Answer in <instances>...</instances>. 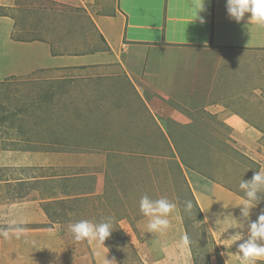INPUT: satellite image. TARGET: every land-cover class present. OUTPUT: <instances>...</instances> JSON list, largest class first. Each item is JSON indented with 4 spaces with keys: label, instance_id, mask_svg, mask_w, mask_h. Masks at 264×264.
<instances>
[{
    "label": "crops",
    "instance_id": "crops-1",
    "mask_svg": "<svg viewBox=\"0 0 264 264\" xmlns=\"http://www.w3.org/2000/svg\"><path fill=\"white\" fill-rule=\"evenodd\" d=\"M196 3L204 4L198 18ZM226 4L227 0H0V38H10L6 43L11 45L12 36H19V81L29 74L39 80L43 76L37 75L38 69L58 74L50 86L33 90V95L44 92L48 99L53 97L41 112L46 118L19 124L34 145L33 131L46 129L47 139L44 133L39 136L43 149L19 151V177L6 160L14 151L1 152L0 229L20 226L24 234L20 239L0 237V264H61L62 225L50 221L44 204L54 210L80 199L83 205L112 191L114 184L108 180L123 170L121 163L132 154L129 148H144L135 159L148 160L155 157L154 151L163 150L166 138L164 143L154 134L161 142H153V130H172L170 124L181 129L191 124L189 115L201 113L234 132L251 124L259 128L242 114H258L256 103L264 94L258 84L264 83L259 64L264 26L250 23V13L235 21ZM3 54L0 51V57ZM6 56L0 62L2 74L13 62L12 54ZM141 131L149 132L142 145L136 137ZM15 185L21 190L19 197L10 194ZM44 188L50 198L44 199ZM203 204L209 208V203ZM97 243H89L90 250L102 264L96 249L99 254L104 251Z\"/></svg>",
    "mask_w": 264,
    "mask_h": 264
},
{
    "label": "rangeland",
    "instance_id": "rangeland-1",
    "mask_svg": "<svg viewBox=\"0 0 264 264\" xmlns=\"http://www.w3.org/2000/svg\"><path fill=\"white\" fill-rule=\"evenodd\" d=\"M7 40L11 41L10 38H4V41L0 38V51L4 53L0 62L11 54L13 62H9L11 64L3 74L0 72V156L3 155L1 152L14 151L9 153L6 160L11 162L8 166L17 168L19 177V161L15 159L19 151L33 149V146L42 150V137L39 136L44 133L47 139L43 127L38 130L41 133L32 130V138L37 136L38 142L35 139V145L32 141L28 142L26 135L20 132L22 128L19 129V124L24 125L26 121H34L38 117L46 118V113L41 112L46 110L50 101H54L53 97L48 99L44 92L33 95V90L35 86L39 90L50 86L58 74L38 69L37 75L43 76L39 80L37 76L29 74L20 82L19 36H12L11 45L6 43ZM259 64L264 68V57ZM25 70L29 73L32 68ZM258 84L261 86L259 91L264 93L263 81ZM257 101L258 114H242L250 123L254 122L259 127L251 124L248 128L254 127L257 131L249 132V129H245L234 132L210 115H189L187 119L192 121L191 124H182L181 129L170 124L172 130L150 132L153 134V142L160 141L154 134L164 143L163 138H166L163 150L152 153L154 158L135 159V155L143 154L144 148H129L128 152L132 154L125 156L126 163H121L123 170L117 177L113 174L116 178L108 180L110 186L114 184L112 191L105 192L97 199H88L83 205H80V199H76L68 201L64 207L59 205L61 208L51 210L49 204L45 203L44 208L50 221L62 225L58 228L63 234L62 249L67 255L61 253L59 262L98 264L88 241H75L68 225L79 220L98 223L111 217L114 226L112 234L104 241V245L97 243L104 254H99L95 248L102 264H241L238 245L243 241L230 238L237 232L246 238L248 223L256 221L264 212V194H259L260 203L251 209L250 217H243L241 204L244 196L239 190V183L243 179H252L256 172L264 168V94ZM238 110L241 113L240 108ZM30 126L33 127V124ZM166 126L168 122H165ZM124 133L127 135L130 132ZM148 133L141 131L136 136L140 139V145L147 141L148 138L144 136ZM16 161L17 167L13 166ZM2 165L7 164L5 162ZM7 170L9 173L11 169ZM43 192L44 199L50 198L46 188ZM10 194L19 197L21 190L15 185ZM145 194L153 199L167 197L177 205L169 217L170 227L162 233L147 231L148 218L139 210V200ZM188 200L193 203L190 214L184 211V202ZM204 202L210 204L209 208L205 207L213 217L211 220L207 218L202 204ZM17 246L23 247L21 242ZM258 264H264V261Z\"/></svg>",
    "mask_w": 264,
    "mask_h": 264
},
{
    "label": "clouds",
    "instance_id": "clouds-1",
    "mask_svg": "<svg viewBox=\"0 0 264 264\" xmlns=\"http://www.w3.org/2000/svg\"><path fill=\"white\" fill-rule=\"evenodd\" d=\"M200 3L194 5V15L198 18V13L203 10ZM228 15L239 22L245 15L250 13V23L264 26V0H227L226 4ZM201 22H203L201 18ZM239 190L243 193L244 202L241 204V215L245 218L250 217L251 209L260 203V195L264 194V168L254 174L250 180H242L239 183ZM177 207L175 203L167 197L153 199L149 195L141 196L139 200V210L142 215L148 218V233H162L170 227V215ZM193 203L191 200L184 202V211L191 213ZM68 230L73 239L77 242L94 241L104 245V241L110 237L114 230L113 219L111 217L102 219L98 223L90 220H79L68 225ZM24 234V229L20 226L15 228L0 229V237L4 240L11 239L13 236L20 239ZM187 240V237L184 238ZM230 239L243 241L238 245V253L241 257V264H258L264 261V212L258 216L256 221L247 225L246 238L235 233Z\"/></svg>",
    "mask_w": 264,
    "mask_h": 264
},
{
    "label": "bare ground",
    "instance_id": "bare-ground-1",
    "mask_svg": "<svg viewBox=\"0 0 264 264\" xmlns=\"http://www.w3.org/2000/svg\"><path fill=\"white\" fill-rule=\"evenodd\" d=\"M203 204V203H202ZM203 207H204V209H205V211H206V214H207V218H208V220H211L213 217H211L210 216V213H209V211L206 209V207H205V205L203 204ZM218 211H219V214L221 215V211L218 209Z\"/></svg>",
    "mask_w": 264,
    "mask_h": 264
}]
</instances>
